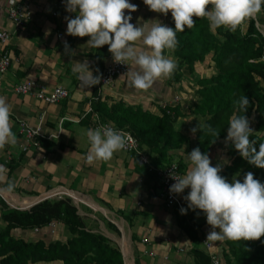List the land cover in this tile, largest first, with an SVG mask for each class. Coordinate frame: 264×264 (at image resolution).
Returning a JSON list of instances; mask_svg holds the SVG:
<instances>
[{
    "label": "crops",
    "instance_id": "0c3cea01",
    "mask_svg": "<svg viewBox=\"0 0 264 264\" xmlns=\"http://www.w3.org/2000/svg\"><path fill=\"white\" fill-rule=\"evenodd\" d=\"M57 1L0 0V28L12 32L7 48L14 58L8 71L0 75V95L5 96L12 105L10 122L17 137L15 145L0 148V166H3L0 172V200L10 207L28 209L48 191H64L76 200L85 198L110 219L119 235L114 227H108L102 220L104 231L86 229L105 236L112 246L120 250L124 264H211L210 253L225 264L227 240L215 242L214 251L205 247L207 234L212 229L199 209H189L186 214L191 218L186 217L188 220L185 221L195 233L196 240L191 239L178 220V213L181 218L185 214L180 213L179 207L166 206L159 179L148 166L140 165L123 150L116 152L110 161H95L91 165L86 162L90 144L85 130L95 128L102 122L100 118L96 119L99 116L91 106L96 94L110 103L120 101L155 115H160L164 106L176 108L179 114L174 118L173 127L185 137V141L169 153L172 160L181 162L182 175L186 174L190 167L187 156L196 148L199 131L193 134L191 129L199 121L204 123L206 120L193 113L194 105L200 99L198 81L215 74L214 53H207L204 60L196 62L191 71L182 64L179 80L172 81V75L161 77L147 90L132 86L128 74L116 78L111 86L97 84L84 87L77 74L73 73V65L87 60L94 75L99 74L107 62L109 50L98 58L95 56L97 48L87 44L88 36L67 34L65 17H74L75 13L67 12L64 6L61 13L53 17L51 13ZM131 2L138 5L137 10L132 12V23H154L152 20L158 19L170 25L171 10L165 16L150 10L143 0ZM20 4L27 6L30 17L22 29L14 30L7 19L6 10L9 6ZM207 8H211V5ZM251 20L264 37V11L245 20L237 29L245 32ZM58 31H63V38L68 40L75 55L66 53L65 46L57 36ZM136 47L147 50L140 41L136 42ZM165 55L179 64L173 49L165 50ZM129 64L131 70L136 69L134 64ZM96 69H99V73ZM27 80H35L48 88L63 86L69 91V97L60 102L46 103L30 94L16 93L14 86ZM21 123L33 128L39 125L43 135L54 136L40 140L37 146L28 145L20 133ZM250 127H254L253 120ZM226 137L213 142L208 150L212 164H221L222 172L231 163L226 151L230 141ZM25 145L26 150L23 149ZM143 148L149 151L147 146ZM149 155L154 156L150 151ZM225 160L229 163H224ZM236 174L228 175L227 179L231 181ZM236 178H241L240 173ZM11 182H14L15 188L8 191L7 185ZM188 191L190 189L186 188L182 197V207L185 208L188 204L184 196ZM29 199L36 201L29 207H22L21 203ZM2 211L0 205V233L7 225ZM10 235L27 242L42 240L45 243L66 241L71 237L67 225L60 220L56 221L53 231L48 225L26 229L13 227Z\"/></svg>",
    "mask_w": 264,
    "mask_h": 264
},
{
    "label": "clouds",
    "instance_id": "9594fccd",
    "mask_svg": "<svg viewBox=\"0 0 264 264\" xmlns=\"http://www.w3.org/2000/svg\"><path fill=\"white\" fill-rule=\"evenodd\" d=\"M150 10L163 13L171 10L174 28L157 20L141 24L132 23V12L138 5L131 0H64L66 11L75 16H66V32L72 36H88L90 47L100 48L108 45L114 62L136 66L127 71L129 82L136 89H150L161 77H170L177 68L175 60L165 55V50L175 49L179 40L178 32L185 31L195 25L193 17L207 18L210 26L219 28L226 26L236 31L245 20L255 17L264 11V0H143ZM211 5V8H207ZM125 10H128L127 13ZM140 41L147 50L136 47ZM65 51L75 55L70 45L65 42ZM72 71L77 74L84 87L100 83L101 75H94L87 60L78 61ZM99 73V69H96ZM238 112L229 121L226 140L238 150L239 155L251 165L264 168V142L253 137L254 130L245 115L250 101L246 95L235 101ZM12 105L7 98L0 95V148L17 143L16 134L12 130L10 115ZM97 120L99 117L96 118ZM78 123V121H77ZM207 132L217 138L218 130L210 124L199 121L191 129ZM90 144L86 162L91 165L95 161H110L118 151L125 150L128 139L122 131L110 125L100 124L85 130ZM214 142V141H213ZM190 167L184 175H173L175 181L170 185V192L180 194L190 189L184 199L188 207H181L180 213L187 214L189 209L202 210L211 231L207 234L211 251L215 250V242L225 240H257L264 236V182L254 178L253 172H247L243 180L236 174L231 181L221 175L222 165H213L207 152L200 147L188 153ZM224 163H229L225 160ZM174 169V168H173ZM3 166H0V172ZM15 188L14 182L7 185V190Z\"/></svg>",
    "mask_w": 264,
    "mask_h": 264
},
{
    "label": "trees",
    "instance_id": "16d2710c",
    "mask_svg": "<svg viewBox=\"0 0 264 264\" xmlns=\"http://www.w3.org/2000/svg\"><path fill=\"white\" fill-rule=\"evenodd\" d=\"M193 19L196 23L192 28L185 26V31L177 33L179 44L173 51L179 64L171 80H179L182 64L191 71L207 53H214L215 74L198 81L200 99L194 105L193 113L205 117L204 123L220 132L215 138L199 130L196 147L208 153L213 141L227 136L231 117L242 114L238 112L235 101L246 95L250 104L245 115L254 123L250 139L257 140L258 150L259 143L264 142V60L260 59L264 55V37L256 30L252 20L242 33L239 29L230 31L225 26L214 28L213 32L207 18L194 16ZM169 26H175L172 16ZM107 49L108 45L97 48L95 56L102 57ZM91 106L102 122H112L129 131L138 138L142 147L147 146L154 155L150 157L154 166L169 163L172 160L169 152L185 141V137L173 127L174 118L179 114L176 108L166 107L160 115H155L120 101L110 103L96 94ZM226 151L231 163L221 175L227 177L240 173L242 181L250 171L254 173V178L264 182V168L251 165L239 155L231 142ZM178 164L182 172L181 162L178 161ZM60 215V221L67 225L71 233L66 241L27 242L10 235L13 227L38 228L56 221ZM2 217L7 225L0 233V264H124L120 250L112 246L105 236L88 231L74 207L47 206L27 212L13 210L2 213ZM186 217L191 218L185 214L182 220L178 213L180 224L189 237L196 240L194 230L185 221L188 220ZM226 249L225 264H264V236L257 240H227Z\"/></svg>",
    "mask_w": 264,
    "mask_h": 264
},
{
    "label": "built area",
    "instance_id": "2783aa9c",
    "mask_svg": "<svg viewBox=\"0 0 264 264\" xmlns=\"http://www.w3.org/2000/svg\"><path fill=\"white\" fill-rule=\"evenodd\" d=\"M64 6V0H58L55 9L52 11L51 15L53 17L58 16ZM6 15L8 21L10 22L14 30H20L23 28L25 22L29 19L30 11L28 10L26 5H12L7 8ZM132 17H134L133 14ZM11 35V31L4 28H0V75L5 74L8 71L11 66L12 60H14L13 56H11V53L9 52V49L7 48V42L11 38ZM57 36L62 41V44L64 46L65 42L69 44L68 40L63 38V31H58ZM260 59L263 61L264 55H262ZM128 70V65L114 62L112 53L108 52L107 62L99 73L101 75L99 86H111L116 78H118L119 76L126 75ZM14 91L18 94H30L34 96L37 100L46 103L60 102L69 97V91L63 86L48 88L35 80H27L17 83L14 86ZM164 108H166V106H164ZM100 124L113 126L114 128L123 132V134L128 139V146L123 151L129 154L130 157L135 158L140 165L148 166L150 171H154L156 173L160 182V187L167 207L181 208L183 193H171L169 190L170 185L175 182L172 179V174L181 176L183 174L181 172L178 162L175 160H171L169 163H163L162 165L154 166L151 163L149 152L141 146L138 138L135 137L132 133L125 129L117 127L112 122H99L97 126H99ZM19 129L21 135L25 138L28 145L37 146L39 145L40 140L50 139L54 136L43 135L39 125L33 128L27 125L26 123H21ZM26 148L27 145H25L23 149L26 150ZM47 225L51 227V231H53L54 227L56 226V221L52 220ZM204 245L207 249H209V242L205 241ZM209 256L211 264H221L219 258L216 255L210 253Z\"/></svg>",
    "mask_w": 264,
    "mask_h": 264
},
{
    "label": "rangeland",
    "instance_id": "374dc122",
    "mask_svg": "<svg viewBox=\"0 0 264 264\" xmlns=\"http://www.w3.org/2000/svg\"><path fill=\"white\" fill-rule=\"evenodd\" d=\"M39 197L40 200L28 209L10 207L1 199L0 205L3 210L2 212L3 213L11 212L13 210H16L18 212H27L39 207L71 206L76 208L77 216L81 220L85 228L104 231V225L101 222L102 220L105 221L108 227L110 228L114 227V230H116L119 235L118 230L115 228V225L110 221V219L106 218L99 208L97 207L95 208L93 205L89 204L85 198L83 200L81 199L76 200L71 194L64 191H48L43 196H39ZM57 220H62V216L60 215L59 219Z\"/></svg>",
    "mask_w": 264,
    "mask_h": 264
},
{
    "label": "bare ground",
    "instance_id": "6f19581e",
    "mask_svg": "<svg viewBox=\"0 0 264 264\" xmlns=\"http://www.w3.org/2000/svg\"><path fill=\"white\" fill-rule=\"evenodd\" d=\"M36 201V199H29V200H26L24 203H21L22 207H29L31 206L34 202Z\"/></svg>",
    "mask_w": 264,
    "mask_h": 264
}]
</instances>
